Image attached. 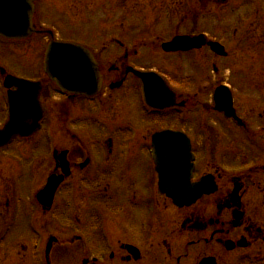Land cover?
Wrapping results in <instances>:
<instances>
[{"label":"flooded vegetation","instance_id":"flooded-vegetation-1","mask_svg":"<svg viewBox=\"0 0 264 264\" xmlns=\"http://www.w3.org/2000/svg\"><path fill=\"white\" fill-rule=\"evenodd\" d=\"M41 1H35L36 11ZM211 2L227 3L198 0V6ZM116 3L126 10L131 6L126 0ZM35 23L38 26L36 18ZM201 33L221 41L207 30L178 34ZM128 37L124 33L122 43L116 39L124 48L123 56L110 63L108 72L93 50L103 77L93 96L63 91L44 72L23 76L40 81L38 86L3 88L0 129L11 117L10 94L11 115L21 122L24 134L15 133L0 146V160L8 159L10 168L14 164L25 169L14 168L9 179H0V264H27L28 259L36 260L33 264H57L60 247L69 244L78 249L84 243L85 235L76 236L74 231L83 229V213L90 209L92 222L97 223L93 238L105 243L110 264H202L207 260L208 264H264L263 123L257 131L258 117L250 121L241 114L236 94L226 82L214 87L210 106L203 104L221 119H195L191 91H204L208 85L185 75L183 89L156 68L137 67L134 59L139 52L130 50ZM167 40H161V48ZM203 49L211 50L208 45L175 52L162 48L177 57ZM130 66L156 71L166 83H150L145 91L143 80ZM215 71L220 68L215 66ZM132 79L136 82L130 88ZM220 85L231 89L235 117L215 109L214 94ZM220 99L224 102L223 93ZM111 123H115L112 128ZM167 131L184 133V139L190 140L195 164L190 176L184 166L190 150L185 145L177 147V139L161 142L157 138ZM195 138H202L201 143ZM187 177L191 184L201 182L204 191L196 202L180 207L161 187L163 182L172 184ZM50 179L57 188L45 195ZM52 220L61 232L72 228L75 237L66 239L52 231ZM16 226L20 227L17 238ZM163 250L166 253L161 254ZM88 258L78 264H101L103 256Z\"/></svg>","mask_w":264,"mask_h":264},{"label":"rangeland","instance_id":"rangeland-1","mask_svg":"<svg viewBox=\"0 0 264 264\" xmlns=\"http://www.w3.org/2000/svg\"><path fill=\"white\" fill-rule=\"evenodd\" d=\"M83 1L79 3V0H42L36 11L38 27L52 30L57 39L80 42L97 51L107 67V72L110 63L121 60L119 57L123 56L124 50L121 43L126 40L124 33H128L126 43L129 44L130 50L139 52L134 59L137 67L156 68L170 76L174 82H180L183 89L181 78L185 75L191 79L193 77L198 83L208 85L204 91H191L194 95L195 119L200 120L208 116L214 120L221 119L212 110L206 111L203 104L210 106L214 87L226 82L236 94L241 114L248 120L252 119V116L258 117L256 130H261L260 123L264 125V0H229L226 5L211 2L203 5V9L199 8L198 0H126L131 5L128 10L117 6L116 0ZM201 30H207L211 37L221 40L228 54L223 57L209 49H203L198 54L177 57L163 52L161 40L171 39L178 33ZM50 39V35L42 34L32 35L22 41L26 43L4 41L0 38V64L16 75L36 77L43 70L44 52ZM182 65L186 66L184 72ZM215 66L220 68L219 72L215 71ZM2 81L3 76L0 73V89ZM135 82V79H132L129 87L133 88ZM196 93H199V96ZM2 101L3 94L0 90V102ZM113 124L115 125L110 124L111 128ZM89 131L90 128H87L86 132ZM195 141L200 144L202 138H195ZM6 162L0 160L1 180L9 179V175L13 173L10 170L14 168L25 169L24 166L14 164L10 168L12 165ZM27 163L29 162H24ZM86 194L88 195L85 197L90 198L89 193ZM83 200H86L84 203L90 201ZM88 211L83 213V229L74 231L76 236L80 232L85 235L84 243L74 249L76 247L69 246L66 242L68 245L60 247L57 251V264H78L82 263L84 257L92 260L95 256H103L100 259L101 264H110L106 260L105 243H99L93 238L97 223L92 222L93 215ZM52 223L53 220L49 224L52 231L63 234L66 239L75 237L72 228L64 227L63 233L61 228ZM20 227L16 226L13 230L16 238L20 235ZM27 229L32 233V228ZM64 237L62 238L66 240ZM101 238H105L103 234ZM195 247L200 248L193 246ZM17 250H20L19 247ZM162 253L166 251L163 250ZM79 254L82 257L80 261L77 260ZM12 256L16 258V254ZM191 258L192 255L188 260ZM35 262L34 259H28L27 264ZM170 262L167 264H172V261Z\"/></svg>","mask_w":264,"mask_h":264},{"label":"water","instance_id":"water-1","mask_svg":"<svg viewBox=\"0 0 264 264\" xmlns=\"http://www.w3.org/2000/svg\"><path fill=\"white\" fill-rule=\"evenodd\" d=\"M34 10V0H0V35L6 38H26L32 35L37 31L33 25ZM205 44L210 45L212 50L218 54H227L223 44L218 41L208 40L205 34L196 36L179 35L171 41L165 42L163 48L167 51L190 50ZM45 70L59 86L68 91H74L75 93L93 94L99 89L102 83L99 65L94 55L88 48L75 42L52 40L46 51ZM134 72L142 77L143 82L148 87L150 83L165 84L163 78L155 72H142L135 69ZM7 81L17 84L31 83L28 80L17 79L11 75H8ZM163 90H165V87L162 86L161 91ZM225 90L228 94L225 95V102H222L218 94L221 96V93H223L224 95ZM215 102L216 109L225 110L228 115L234 114L232 112V100L228 87L221 86L217 89ZM12 132L11 125L7 131L0 133L1 136L9 138ZM183 136L182 133L172 132L171 134L162 133L157 138L161 139V142L165 139H177L176 146L183 147L185 145V148L189 151V140L184 139L185 137ZM184 162L186 173L189 172L188 174L190 175L192 170L190 157ZM55 183L51 179L43 194L47 195L49 192L52 195L57 186V182ZM162 189L179 206L193 203L204 191L202 183L191 185L188 177L187 179L182 178L176 182L173 181L172 184L166 183L164 185L163 183ZM207 261H204L202 264H208Z\"/></svg>","mask_w":264,"mask_h":264}]
</instances>
